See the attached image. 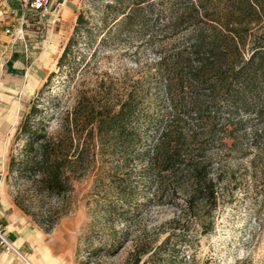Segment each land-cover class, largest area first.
I'll use <instances>...</instances> for the list:
<instances>
[{
	"label": "rangeland",
	"instance_id": "obj_1",
	"mask_svg": "<svg viewBox=\"0 0 264 264\" xmlns=\"http://www.w3.org/2000/svg\"><path fill=\"white\" fill-rule=\"evenodd\" d=\"M133 2L79 0L75 10L84 22L72 51L57 67L74 22L52 38L48 65L30 69L34 77L52 73L38 78L35 89L2 85L5 64L0 61V93L11 95L0 102V128L8 138L4 188L42 229L47 256L58 255L63 264H135L137 259L139 264H264V117L244 113L245 124L232 133L233 139L210 145L212 173L219 172L223 181L211 215L202 209L197 214L204 227L211 220V227L202 231L191 215L181 217V195L170 200L165 191L158 196L145 157L167 108L157 67L162 56L187 44L188 29L172 26L185 2ZM21 43L28 49L27 37ZM89 97L96 105L113 106L129 99L133 113L128 128L137 139L96 142L82 171L72 174L60 193L45 190L26 165L27 136L19 126L27 117L29 130L55 134L64 114ZM64 170L71 175L70 167ZM57 240L63 248H55Z\"/></svg>",
	"mask_w": 264,
	"mask_h": 264
},
{
	"label": "trees",
	"instance_id": "obj_2",
	"mask_svg": "<svg viewBox=\"0 0 264 264\" xmlns=\"http://www.w3.org/2000/svg\"><path fill=\"white\" fill-rule=\"evenodd\" d=\"M184 2L172 26L188 29L187 44L162 56L157 67L164 80L167 108L145 162L158 196L165 191L170 200L181 195L182 202H177L181 217L191 215L202 231H207L211 220L208 228L204 227L197 211L211 215L223 181L219 172L212 173L210 145H226V140L233 139L232 133L245 124L244 113L254 114L258 120L264 117V0ZM135 10L129 11L127 18ZM83 22L79 13L57 67L72 51ZM91 98L67 111L55 134L29 130L27 117L20 124L30 155L26 165L45 190L60 193L72 174L82 171L96 142L103 145L115 137L127 144L137 139L128 128L133 113L129 99L113 106L108 102L96 105ZM35 109L32 106L30 111ZM260 132L264 134V125ZM67 166L71 175H66Z\"/></svg>",
	"mask_w": 264,
	"mask_h": 264
},
{
	"label": "crops",
	"instance_id": "obj_3",
	"mask_svg": "<svg viewBox=\"0 0 264 264\" xmlns=\"http://www.w3.org/2000/svg\"><path fill=\"white\" fill-rule=\"evenodd\" d=\"M79 0H50L51 7H57V11H53L43 23L39 24L30 19L26 25V37L30 41V45L24 48L21 41L16 46L9 45V36L0 29V61L5 64L1 66L2 78L1 83L8 87L18 89L21 84L24 90L35 89L38 85V78L44 79L47 74L42 77L36 74L32 76L30 69L32 66H45L50 62V43L52 38L59 35L68 24L75 23L77 14L76 7ZM12 2V0L10 1ZM7 3L0 0V26L4 27L8 23L16 20L18 15H10L7 12ZM55 19V22H51ZM60 36V35H59ZM45 37V39H44ZM50 43V44H49ZM34 48H39L35 50ZM5 66V68H4ZM29 66V67H28ZM33 69V68H32ZM36 70V69H35ZM36 72H39L36 70ZM29 76H32L29 78ZM6 96L11 97L6 91L0 93V102L6 101ZM13 118V116H12ZM8 147L7 133L4 128H0V228H2L6 236L22 251L33 264H63V260L58 255L47 256L46 246L43 245L42 229L37 226L25 212H23L14 202L13 198L4 188V177L2 165L4 155ZM21 247L29 251H23ZM64 246L58 240L55 248L60 249ZM33 250V252H30ZM38 253L44 257H38ZM47 257V261L45 259ZM16 261L15 263L13 261ZM23 264L21 260L13 253L5 251L0 247V264Z\"/></svg>",
	"mask_w": 264,
	"mask_h": 264
},
{
	"label": "built area",
	"instance_id": "obj_4",
	"mask_svg": "<svg viewBox=\"0 0 264 264\" xmlns=\"http://www.w3.org/2000/svg\"><path fill=\"white\" fill-rule=\"evenodd\" d=\"M7 3V12L14 16L18 15L16 20L8 23L4 28V33L9 36L10 46H14L18 41L25 42L26 25L30 19L37 23H43L57 7H51L50 0H4ZM51 22H55L52 19ZM0 247L5 251L15 254L23 264H33L27 255L22 252L0 228Z\"/></svg>",
	"mask_w": 264,
	"mask_h": 264
}]
</instances>
